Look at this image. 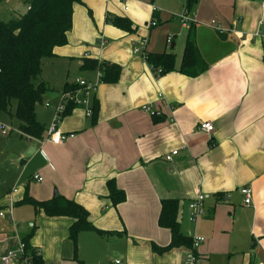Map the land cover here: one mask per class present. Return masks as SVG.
Here are the masks:
<instances>
[{
	"label": "crops",
	"instance_id": "obj_1",
	"mask_svg": "<svg viewBox=\"0 0 264 264\" xmlns=\"http://www.w3.org/2000/svg\"><path fill=\"white\" fill-rule=\"evenodd\" d=\"M263 3L197 0L189 13L193 21L186 25L177 19L185 0L74 4L67 42L41 61L40 76L49 88L44 94L53 98L76 78L94 81L97 69H83L85 58L118 64L119 78L97 84L90 98L97 103L93 119L78 106L62 117L58 130L73 134L62 143L9 133L10 151L0 150V177L22 180L29 170L39 171L41 181L30 172L25 182L41 183L39 201L55 195L72 199L87 210L94 227L116 232L81 231L76 257L82 264H181L186 247L162 253L152 249V244L165 246L170 240L169 229L158 224L164 198L177 201L181 232L204 238L195 249V264H264V36L254 35L259 22L264 23ZM112 16L128 18L134 31L113 26ZM190 25L207 65L195 76L178 70L155 74L141 53L133 52L132 41L146 38L143 50L172 52L178 68ZM52 74L59 75L61 85H51ZM41 103L35 106V118L44 125V138L50 122L40 119L36 107ZM144 104L149 111L142 109ZM201 122H210L213 130H200ZM173 150L177 153L166 160ZM109 179L125 194L116 206L108 196ZM241 187L251 190L248 205ZM11 189L0 208L5 209ZM197 192L204 197V212L192 222L187 205ZM25 194L15 196L21 201ZM17 202L12 220L0 216V262L29 233L18 232L14 224ZM71 223L68 216H42V231L30 244L44 264H80L68 234ZM4 229L12 235L3 236Z\"/></svg>",
	"mask_w": 264,
	"mask_h": 264
},
{
	"label": "trees",
	"instance_id": "obj_2",
	"mask_svg": "<svg viewBox=\"0 0 264 264\" xmlns=\"http://www.w3.org/2000/svg\"><path fill=\"white\" fill-rule=\"evenodd\" d=\"M25 2L26 9L23 13L7 21L0 19V114L10 113L13 101L14 110L10 114L19 121L18 130L22 136L41 139L44 125L35 118V106L41 103L44 93L49 90L47 83L40 76L41 61L52 57L53 49L67 42V32L72 24L73 6L81 4L82 0H26ZM196 2L197 0H185L184 10L190 13ZM110 22L119 29L134 31L133 24L126 17L112 16ZM144 57L152 68H159V74L178 70L188 76H195L203 72L207 66L195 43L193 25L188 27L178 68L175 64V54L172 52H145ZM262 60L264 62V54ZM82 68L100 70L103 83H115L121 70L116 63L96 58H85ZM77 86L75 82H65L61 93L74 92ZM96 105V101L93 100L92 119L97 109ZM74 107L71 101H66L61 115L68 114ZM106 186L112 205L116 206L125 199L124 191L116 187L113 179L107 180ZM17 203H26L35 212L41 210L47 216L70 217L72 223L68 234L73 243L74 257L80 264H82L81 260L76 257V244L77 236L81 231L94 230L104 236L116 233L94 227L83 206L61 195L39 201L25 194ZM158 224L169 229L170 240L165 246L152 244L155 252L162 253L179 246L186 247L187 251L191 250V237L184 235L179 228L175 199H161ZM31 233L32 231L20 238L23 256L26 257L28 264H44L39 251L29 242ZM193 252L196 254L195 249Z\"/></svg>",
	"mask_w": 264,
	"mask_h": 264
},
{
	"label": "built area",
	"instance_id": "obj_3",
	"mask_svg": "<svg viewBox=\"0 0 264 264\" xmlns=\"http://www.w3.org/2000/svg\"><path fill=\"white\" fill-rule=\"evenodd\" d=\"M262 5H264V3ZM152 10L155 11L156 8L152 6ZM177 19L182 25L190 24L193 21L191 14H189V12L186 10L178 14ZM155 24H156V21L154 19H151L150 25L153 26ZM217 30L220 32L223 31L219 27L217 28ZM231 30L236 32L234 26ZM254 35L257 37L264 36V23L262 21L259 22L258 29L254 33ZM169 41L170 39L167 38V42ZM98 42L101 45L105 43V40L104 38L100 37ZM145 44H146V38H141L139 40L132 41L133 52L141 53V55L144 57V54L146 51L143 50V48ZM150 69L155 74H159L160 72L159 68H152V66H150ZM74 82L78 85L77 89L74 92H66L64 94L61 93L60 102L55 110V114L53 116L52 121L46 127V136L40 139L41 142L50 141L54 144H60L67 137L73 136V134H65L63 132H60L57 128V122L62 117L61 114H62V110L64 109L66 101H71L75 106L82 107L87 117L92 116L90 98L92 97V94L95 91L97 84L101 83L100 70L97 69L96 79L94 81L85 80L82 78H76ZM158 97L160 99L161 98L163 99V96L161 94H158ZM142 109L145 111H149L150 105L144 104L142 105ZM198 128L205 132H211L213 130V125L210 122H201ZM11 132H14L12 127L0 121V133L3 135H8ZM15 133L22 136V133L18 129L15 130ZM176 153H177V150L171 151L169 154L165 156V159L171 160L172 156ZM32 179L36 181H41L42 178L38 174H33ZM16 192H17V188L13 187L7 193L6 206H5L4 211H0V216H3L4 214H6L7 217L12 220L13 207L15 205V202L18 200V198L15 196ZM239 193L243 196L244 204L248 205L251 203V190L249 188L241 187L239 189ZM203 198H204L203 195L197 192L194 198L188 203L187 207L189 210V220L190 221L195 222L197 218L203 214L204 212ZM203 240L204 238L200 235H193L191 237V241H192L191 250H188L185 253L181 264H195L197 260V256L193 251ZM13 261L15 262L14 264H28L26 257L23 256V246L21 243L18 244L15 250L10 249L7 251V253L4 256L1 257V262L3 264H13Z\"/></svg>",
	"mask_w": 264,
	"mask_h": 264
},
{
	"label": "rangeland",
	"instance_id": "obj_4",
	"mask_svg": "<svg viewBox=\"0 0 264 264\" xmlns=\"http://www.w3.org/2000/svg\"><path fill=\"white\" fill-rule=\"evenodd\" d=\"M25 1L26 0H3L2 2H0V19L7 21L13 17L18 16V14L23 13L26 9V2ZM173 18L176 19L175 17H173ZM52 78H53V74H52ZM53 79H54V81L51 82L52 86L56 85V81L61 85L62 82L60 80L61 78L59 77V75H57V74L54 75ZM59 87L60 86H58L57 88H59ZM60 97H61V94H59V93L56 96H53V98L44 94L42 103L36 107V109L40 113V119L43 122L46 123L47 119H49V122L52 121L53 116L55 114V110H56V108L60 102ZM46 104H48V105H46ZM13 106H14V102L12 101L11 114L13 112ZM62 117L59 119L57 124H59ZM0 121L4 122L5 124L12 127V129L14 130V132H12L13 135H16V136L19 135V134L15 133V130H17V125H18V120L15 117H13L12 115H9L7 113H2V114H0ZM47 126H48V124H47ZM7 137H8V135H3L0 133V150L5 149L6 151H10L9 146H11L10 144L12 141H10L8 143ZM13 144L14 143H12L13 148H16L15 145H13ZM0 167H1V164H0ZM30 172H32V171L29 170L27 172L26 176H24V179H22V180L16 179L14 181H10L7 177H0V181H1V183H0V207H2L4 205V202L2 199H3V195L5 194V191L7 190L8 187H11V188L16 187L17 188V194L20 196L23 195V193L25 191H27L28 195H31L32 198H34L35 200L40 199L41 183H38V182L32 181V180L25 183L26 179H27V175ZM32 173L34 174V172H32ZM36 173L43 179L44 176L41 172L38 171ZM0 211H4V208H0ZM14 212L19 218V220L14 218V224L16 225L18 232L22 233L21 231H23V230L25 232L32 231L30 238H29V242H30L32 240V238L35 236V234H37L36 232L42 231V226L40 224V220L42 219V216H44V213L42 211L35 212L26 203L17 204V206H15V208H14ZM1 225H2V223H0V227H1ZM1 232H2L3 236H11L12 235V231H10L8 229H4ZM25 232H23V233H25ZM16 248H17V245L11 246L8 249L15 250ZM116 259H117L118 263L121 261V258H116ZM0 264H3V263L0 262Z\"/></svg>",
	"mask_w": 264,
	"mask_h": 264
}]
</instances>
